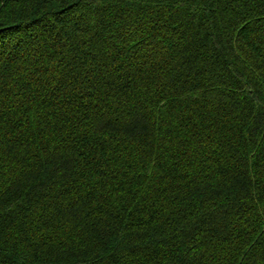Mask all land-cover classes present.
<instances>
[{"label":"trees","instance_id":"16d2710c","mask_svg":"<svg viewBox=\"0 0 264 264\" xmlns=\"http://www.w3.org/2000/svg\"><path fill=\"white\" fill-rule=\"evenodd\" d=\"M0 264H264V0H0Z\"/></svg>","mask_w":264,"mask_h":264}]
</instances>
